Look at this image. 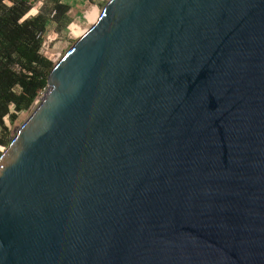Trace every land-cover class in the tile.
Masks as SVG:
<instances>
[{
	"label": "water",
	"instance_id": "obj_1",
	"mask_svg": "<svg viewBox=\"0 0 264 264\" xmlns=\"http://www.w3.org/2000/svg\"><path fill=\"white\" fill-rule=\"evenodd\" d=\"M0 264H264V0H107L0 153Z\"/></svg>",
	"mask_w": 264,
	"mask_h": 264
},
{
	"label": "trees",
	"instance_id": "obj_2",
	"mask_svg": "<svg viewBox=\"0 0 264 264\" xmlns=\"http://www.w3.org/2000/svg\"><path fill=\"white\" fill-rule=\"evenodd\" d=\"M0 0V145L10 138L3 117L13 120L15 113L27 109L39 91L46 87L52 67L47 55L38 53L42 37L49 32L53 41L69 22V4L65 0ZM39 4L29 17L24 14ZM53 14L50 16V13ZM71 31L81 30L70 25ZM12 106V112L9 107Z\"/></svg>",
	"mask_w": 264,
	"mask_h": 264
},
{
	"label": "rangeland",
	"instance_id": "obj_3",
	"mask_svg": "<svg viewBox=\"0 0 264 264\" xmlns=\"http://www.w3.org/2000/svg\"><path fill=\"white\" fill-rule=\"evenodd\" d=\"M69 4L68 17L69 22L73 21L81 31L77 34L78 37L97 19L103 5L107 0H67ZM95 6V8L87 10L89 7ZM77 21V22H75ZM69 22L66 26H68ZM76 34V33H75ZM76 35H72L66 28L59 31L57 38L59 43L53 47L49 46V51L47 56L51 60L53 65L61 55L73 44L77 39ZM35 105L32 103L30 106L19 112L15 113L12 121L9 120L7 116L3 117V124L7 129L8 136L11 139L15 134V131L20 126V124L26 119V117L33 110ZM10 112H12V106L9 107ZM8 145V144H7ZM6 145V146H7ZM4 145H0V153L5 149Z\"/></svg>",
	"mask_w": 264,
	"mask_h": 264
},
{
	"label": "built area",
	"instance_id": "obj_4",
	"mask_svg": "<svg viewBox=\"0 0 264 264\" xmlns=\"http://www.w3.org/2000/svg\"><path fill=\"white\" fill-rule=\"evenodd\" d=\"M4 3L5 4H9V1L4 0ZM67 3H68V1H67ZM39 4H40V2L38 4H33L28 9V11L24 14V16L25 17L31 16L36 11V9L38 8ZM67 13H68V11H67ZM52 14H53V11L50 13V16ZM75 22H77V21H75ZM72 24H73V21L69 22L68 26H66L65 28L73 35V33L71 32V28H70V25H72ZM38 36L42 37L40 45H39V48H38V53L41 54V55H47V52L49 51V46L53 47V46H55V45H57L59 43V40H58L57 36H56V38L53 41H50L49 32L45 33V34H39V33L36 34V37H38ZM75 37H77V36H75ZM45 91H46V87L38 92V94L36 95V97L32 101L33 105L36 106L38 104V102L40 101V99L44 95Z\"/></svg>",
	"mask_w": 264,
	"mask_h": 264
},
{
	"label": "bare ground",
	"instance_id": "obj_5",
	"mask_svg": "<svg viewBox=\"0 0 264 264\" xmlns=\"http://www.w3.org/2000/svg\"><path fill=\"white\" fill-rule=\"evenodd\" d=\"M92 8H95V6H91V7H89L87 10H89V9H92ZM96 21V20H95ZM74 35H76L77 37H78V35L77 34H75L73 31H71Z\"/></svg>",
	"mask_w": 264,
	"mask_h": 264
},
{
	"label": "crops",
	"instance_id": "obj_6",
	"mask_svg": "<svg viewBox=\"0 0 264 264\" xmlns=\"http://www.w3.org/2000/svg\"><path fill=\"white\" fill-rule=\"evenodd\" d=\"M67 2V0H65Z\"/></svg>",
	"mask_w": 264,
	"mask_h": 264
}]
</instances>
